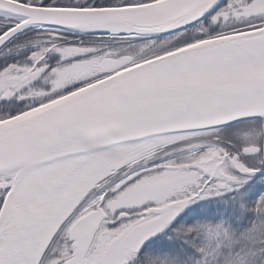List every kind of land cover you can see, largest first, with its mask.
Returning a JSON list of instances; mask_svg holds the SVG:
<instances>
[{"label": "snow or ice", "instance_id": "1", "mask_svg": "<svg viewBox=\"0 0 264 264\" xmlns=\"http://www.w3.org/2000/svg\"><path fill=\"white\" fill-rule=\"evenodd\" d=\"M0 264H264V0H0Z\"/></svg>", "mask_w": 264, "mask_h": 264}]
</instances>
